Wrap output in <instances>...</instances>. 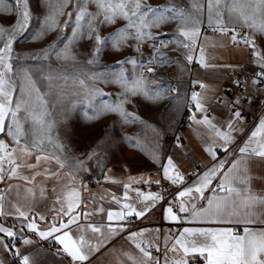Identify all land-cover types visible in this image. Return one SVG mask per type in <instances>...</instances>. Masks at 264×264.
<instances>
[{
	"label": "rangeland",
	"instance_id": "obj_1",
	"mask_svg": "<svg viewBox=\"0 0 264 264\" xmlns=\"http://www.w3.org/2000/svg\"><path fill=\"white\" fill-rule=\"evenodd\" d=\"M119 2L111 0L113 5ZM127 2L131 5L134 0ZM196 2L202 5L203 14L193 8V0H142L141 12L146 6L161 10L171 6L182 9L188 19L176 18L161 23L159 27H145L142 30L145 38L137 40V29L129 27L128 18L117 14L111 22L105 23V15L112 13H106L97 0H27V26L23 31L13 32L19 18L18 9L23 10L24 4L22 2L17 6L15 0H4L5 10H0V27L7 31L0 38V48L9 37L13 41L8 61L12 69L6 79L15 87L14 103L21 99L26 102L17 114L28 133L26 139L42 141L40 148H30L31 156L21 159L19 151L15 154L19 165L17 175L6 180L7 200L13 210L28 212L47 206L60 210L62 186L72 180L73 173L90 180L93 186H97L106 174L112 179L123 176L127 181L140 177V182L132 183L143 188L144 181L153 173H159L171 138L177 135L172 134L177 128L167 103L173 98L170 90L179 77L189 84V73L195 55L199 53L200 34L207 22L206 0ZM78 7L84 12L79 24L76 20ZM125 10L129 11L133 24L138 26V18L131 16L130 9ZM220 11L223 19L231 22L228 28L240 27L242 36L254 33L250 27L243 28L238 14L233 13L230 18L225 4H221ZM245 11L250 12V9ZM165 15L173 14L165 12ZM152 19V14H149L145 23ZM196 20L200 23H195ZM89 24L94 29L91 38ZM195 28H199V34L194 44L180 35L182 30ZM73 31H78L75 39ZM121 32L126 39L118 35ZM148 34L154 38L148 39ZM97 35L103 41L100 44L96 42ZM113 38L120 40L118 47ZM69 41L68 58H57L56 53L62 52ZM161 41L170 42L161 47ZM256 43L264 53V35H260ZM185 44L189 46L185 47ZM202 45H218L228 53L229 50L241 53L240 47L244 46L243 43L236 44L229 38L215 37L207 32ZM45 52L50 55L46 57ZM245 59L241 56L235 65L229 59L221 60L226 70L220 71V75L228 82L237 80V73L242 70ZM147 65H151V71ZM137 78L143 80L144 91L133 95L126 91L124 81L130 85ZM116 104H121L123 112L128 115L105 110V105ZM28 113L42 114L43 128L39 125L34 128L30 117L25 120ZM10 121L11 116L7 125ZM0 139L10 148L17 147L6 135ZM37 155H47L48 159L37 163ZM10 167L5 162V175H8ZM23 177H28L31 182ZM56 178H59L57 182ZM81 184L85 183L81 181ZM165 207L167 211L170 204ZM183 231L165 230L163 244L160 243L163 235L161 227L149 231L155 235L151 237L153 261L159 259V264H165V255L169 261L179 259L182 253L168 249ZM194 239L188 237L189 241ZM166 241L168 243H164ZM195 260L198 259L191 262Z\"/></svg>",
	"mask_w": 264,
	"mask_h": 264
},
{
	"label": "crops",
	"instance_id": "obj_2",
	"mask_svg": "<svg viewBox=\"0 0 264 264\" xmlns=\"http://www.w3.org/2000/svg\"><path fill=\"white\" fill-rule=\"evenodd\" d=\"M223 20L227 27L231 25L229 20ZM239 23L242 24L243 28L247 27L242 21ZM208 27L210 26L206 22L200 34V45L198 42L199 53L197 56L195 55L194 63L189 73V84L180 77L176 80L177 90L169 104L174 125H177L183 117L188 103H192L194 108L191 111L187 125L178 134V139L174 140V136L171 138V143L159 173H153L152 177L148 178L152 182L162 179L167 184H173L170 180L164 178L163 173V167L167 166L168 159L172 160L175 168L170 170V175L174 176L179 173L183 180L178 184H173L174 192L171 194L168 204L172 207L174 204L176 205V208L173 207L174 213L180 217V220L177 222L168 219V213L164 210L166 207L161 206L160 198L143 216H126L124 220H113L110 222L107 219L108 212L126 211L123 208L126 203L131 205L136 211L144 210L146 205H152V202L145 201L143 196L157 194L132 183L133 181L140 182V177L127 181L123 176H115L112 179L106 174L103 177L104 179L99 180L97 186H93L90 180L88 181L73 173L72 180L62 186L60 193L61 206L67 207L69 202H77L79 206L75 207L72 215L79 214V219L77 223L72 224L69 229H64L63 231H70L74 239L83 236L86 241L83 251L88 255V260L84 262L73 261L67 253L63 252V246L55 239L52 237L42 239L38 235V231H46L54 223L59 226L61 220L67 223L69 216L63 215V213L58 215V207L47 206L46 208H34L31 211L24 212L27 218L21 217L8 204L9 191L6 180L9 175H5L3 180L0 181V195H3V201L0 202V212L3 213V215H0V227L12 231L14 236L9 237L6 233L0 232V264H22L24 256L29 257V264H142V262L143 264H153L154 254L151 248V237L155 235H152L149 231L155 227H161L163 234H161L162 239L160 238L161 244H163L164 240V231L172 229L199 227L223 230L230 228L234 232L243 233L244 225L235 222H189L192 205L195 204L198 210L207 206V198L213 196L212 189L218 187L222 174H217L211 180L208 188L204 191V198H199V194L195 192L191 196L182 198L185 207L188 208L187 213L179 211L180 199L176 198L180 191L195 186L200 177L218 163L223 162V172H228L232 162L242 159L239 149L248 143L251 133L256 130L260 121L264 119V85L261 88H257L252 78L257 66H259L256 63L257 57L254 54L253 47L243 43L244 46L240 47L241 53L240 51L230 50L228 53L218 45L203 46L202 42L206 32L215 37L223 36L224 39H231L233 35L231 31L214 35L208 30ZM245 36L252 38V43L259 50L261 56H264V53H262L256 43V39L260 35L252 33V35L245 34L237 37L240 40ZM248 48L249 50H247ZM224 55H227V58H224ZM241 56L246 59L239 73L243 75L248 84L246 93L252 96V99L248 102H245L241 94L237 92L236 80L228 82L220 75V71L226 70L221 60L229 59L230 63L235 65L237 59ZM246 70L250 72L248 73ZM193 93L197 95L202 110H198L196 102L192 100ZM235 106L241 108V110L236 109ZM236 111L241 114L239 119L233 115ZM242 111L245 115H242ZM249 114L253 115L254 119H248L247 115ZM205 117H207L209 123L196 122L204 120ZM230 121L232 123L231 130L228 127ZM173 133L176 135L177 130L173 129ZM217 133L230 135L231 142L227 145V152L223 148V139ZM256 139L259 140L261 137ZM251 146L255 147V142ZM243 159L246 161L247 175L251 177L248 187H250L253 194L264 196V158L246 156ZM194 171H198L197 176L190 178ZM244 174L243 166H241L239 173L233 170L230 175L243 176ZM58 179L54 180L57 182ZM81 181L85 184H81ZM234 183L238 188L245 186L238 182ZM72 192L78 193V201L71 197ZM141 193L143 196L138 195ZM256 211L259 216L258 218L256 216L253 217V219L257 220L254 227L264 228V209L257 208ZM33 221L38 225L37 231H32L27 227V224ZM110 224L113 228H116L115 232L110 230ZM118 225H123V230ZM91 227L100 228V232H92ZM61 234L56 233L55 235ZM133 236L134 239H130ZM11 238L19 239L21 242L17 263L14 262L15 258L10 248ZM25 240L30 242L25 244ZM137 243L151 253L152 259L143 256L140 248L136 247Z\"/></svg>",
	"mask_w": 264,
	"mask_h": 264
},
{
	"label": "snow or ice",
	"instance_id": "obj_3",
	"mask_svg": "<svg viewBox=\"0 0 264 264\" xmlns=\"http://www.w3.org/2000/svg\"><path fill=\"white\" fill-rule=\"evenodd\" d=\"M16 5L19 6L22 2L24 4L23 10H19V18L15 22V27L12 29L13 32L23 31L27 26L29 20V12L27 9V0H15ZM100 6L105 10V12H111L112 15H105L104 22H111L112 19L117 15H121L129 19V27H136V36L137 40H143L145 38V33L142 31L145 27H159V25L165 21L181 18L188 19L182 9H176L171 6H166L163 10L153 8L151 6H146L145 11L141 12L142 0H134L131 5L127 0H120L119 3L113 5L111 0H97ZM225 4L226 11L231 18L233 13L238 14V18L242 23L253 29L254 34L264 35V0H206L207 5V23L212 27L213 31L220 32H235V28H228L223 20V13L220 11L221 4ZM198 12L203 14L202 5H200L196 0H193L192 4ZM125 9H130L131 16H135L139 20V25L133 24L131 18L129 17V11ZM245 9H250V12H246ZM0 10L4 9V0H0ZM10 10V6L9 9ZM165 12L172 13L173 15L167 16ZM76 20L79 24V21L83 18L84 12L78 7L77 8ZM149 14H152L153 19L145 23ZM71 16V13L69 14ZM95 19V17H93ZM251 21V23H249ZM259 21V22H258ZM195 23L199 24L200 21L196 20ZM89 29V38H91V32L94 31L91 24L88 25ZM7 30L3 27H0V38H2ZM199 34V28L192 30H182L180 35L183 36L186 40H191L192 43H195V38ZM78 35V31H73L72 37L75 39ZM121 38L124 37L123 32L118 34ZM148 39H153L150 34L147 35ZM115 40V38H113ZM231 40L234 43H244L246 45H251L254 49V54L257 57L256 63L260 66L261 72L258 74L259 77H264V56H261L259 50L256 49L254 43H252L249 36H245L242 39L238 40L236 34L231 36ZM12 38L4 43V46L0 48V133H4L6 136L10 137L12 142L17 146L10 148L9 144L4 140L0 139V181L3 180L5 175L4 164L7 162L10 165V171L8 173L9 177H15L17 175L16 168L17 165L16 153L19 151L20 158L24 156H31L30 148H40L41 142H38L37 139L29 141L26 139L28 133L25 132L21 120L18 118V113L22 110V105L26 102L21 100L13 102V89L12 85L9 83V80L6 79V75L11 71L12 65L8 63L11 59L10 53L12 51ZM97 44L102 43L100 36H96ZM170 41H161V47H166L167 43ZM120 40H115V44L118 47ZM64 45V50L62 52L56 53L57 58H68L69 45ZM188 47V44L184 45ZM55 51V49H53ZM46 57L50 53L45 52ZM191 60V56L188 57ZM91 62V61H90ZM123 63V62H121ZM135 63V61H132ZM142 67H144L142 65ZM149 71H151V65H147ZM142 76V74H141ZM255 82V81H254ZM82 83V82H81ZM124 87L126 91L131 92L133 95L144 91L143 80L137 78L132 84H128L127 81H124ZM23 94V93H22ZM147 94V93H145ZM38 99H42L39 96ZM192 100L196 102V107L198 110L201 109L197 95L193 93ZM105 110L120 112L121 115L127 116V113H124L122 110L121 104L116 105H105ZM11 116V121L5 125L6 118ZM233 115L239 119L240 112L236 111ZM32 119L33 127L39 125L41 128L44 126L43 115H36L33 113H28L25 117V120L28 118ZM197 123H209L207 117L202 121H196ZM229 129H232L231 121L228 124ZM31 131V130H29ZM221 136L224 141V151L227 152V145L231 142V137L229 134L217 133ZM32 135L35 136L36 133L33 131ZM257 137L261 139L257 140ZM255 142V147L251 145ZM242 159L236 160L231 163V167L228 169V172H223L224 163H218L213 166L208 172H206L202 177H200L197 184L193 187H188L186 190H182L177 194V199H180L179 211L188 212V208L185 207L184 201L182 198L191 196L194 192L199 194V198H204V191L208 188L211 180L214 179L217 174H222V179L217 187L213 190V196L207 198V206L202 207L201 209H196L195 204L192 205V213L189 218V222H199V223H239L243 224V233L234 232L230 228L223 230H212V229H184L178 237L175 238V243L173 246L168 249L173 252H180L182 255L179 259H174L169 261V258L165 255L164 260L165 264H191L192 259H200L203 261V264H264V228L254 227L257 220L253 219L254 216L258 218L259 213L256 209H264V196H258L252 193L250 187H248L250 176L247 175L246 161L243 159L246 156H256L264 158V119L259 123V126L255 131L251 133L248 143L244 147L239 149ZM215 158V157H214ZM41 159H48L47 155L36 156V161L39 163ZM28 167H33V165H27ZM243 166L244 175H230L233 170H236L237 173L241 170ZM61 167L63 164L61 163ZM175 166L173 165L172 160L169 158L167 166L163 167L164 178L170 180L173 184H178L182 182L183 177L177 173L176 175H170V170H174ZM26 181H30L28 177H23ZM34 179V178H33ZM234 182L245 185L243 188H238L235 186ZM143 196V194H138ZM71 197L75 198L78 201V193L72 192ZM145 201H151L152 205H146L144 210L136 211L131 205L124 204L123 208L126 211L119 212H108L107 219L108 221H121L124 220L126 216L135 215L137 217L145 215V212L155 204V202L160 199L158 195H146L143 196ZM3 201V195H0V202ZM77 202H69L67 209L65 210L63 205L60 210H58V215L63 213V215L69 216L67 223H64L62 220L59 222V226L55 223L50 226L46 231H38V235L42 239H48L52 237L60 245L63 246V252L67 253L68 256L72 258L73 261L84 262L88 260V255L83 251L86 241L83 236H80L78 239H74L70 234V231H63L64 229H69L72 224L77 223L79 219V214L72 215L75 207H78ZM101 211H103L101 209ZM17 212L21 217H26L25 213L17 209ZM168 219L170 221H179L180 217L174 213V209L170 206L167 209ZM0 215H3L0 212ZM43 219V217H41ZM27 227L32 231L38 230V225L35 221L27 224ZM118 227L123 230V225H118ZM111 231L115 232L116 228H113L112 225H109ZM91 231L96 233L100 232V228L91 227ZM0 232H4L9 237H13L14 233L3 227H0ZM56 233H62L61 235H55ZM188 237H194L196 239L189 241ZM130 239H134L130 237ZM30 241L25 240L24 243L27 244ZM137 248H140L143 256L148 259H152L151 253L141 247L139 243L136 245ZM18 254V253H17ZM22 264H29V257L24 256L22 258ZM143 264V262H142ZM153 264H159V259H155Z\"/></svg>",
	"mask_w": 264,
	"mask_h": 264
},
{
	"label": "built area",
	"instance_id": "obj_4",
	"mask_svg": "<svg viewBox=\"0 0 264 264\" xmlns=\"http://www.w3.org/2000/svg\"><path fill=\"white\" fill-rule=\"evenodd\" d=\"M235 28V32H232V34H236L237 36H240V27H233ZM208 30L210 32H212L214 35H219L221 32L220 31H213V29L211 27H208ZM261 72V68L260 66H257L255 72L252 75L253 80L255 81V86L257 88H261L264 85V77H259L258 74ZM236 87H237V92L239 94H241L243 100L245 102H248L252 99V96L248 93H246L247 89H248V84L246 82V80L244 79L243 75L241 73H239L237 75V80H236ZM177 90V86L174 85L172 86L171 90H170V94L172 97H174V94L176 93ZM168 105L171 103L170 101L167 102ZM194 108V105L192 103H188V105L186 106L185 112L183 117L181 118V120L179 121V123L176 125V130H177V135L174 137V140L178 139V134H180V132L183 130V128L187 125V121L190 118V114L192 109ZM236 109L241 110V108H237L235 106ZM242 115H245L244 112L242 111ZM248 119H254L253 115H247ZM198 174V171H194L191 174L190 178H194L196 177ZM144 188L147 189L148 191H150L151 193L157 194L160 196L161 198V206L165 207L170 200V196L171 194L174 192V185L173 184H167L165 181L158 180L155 182H152L150 179L147 181L143 182ZM217 189V187L212 189V194H213V190ZM174 208H176V205L174 204L173 206ZM20 240L16 239V238H11L10 239V248H11V252L14 256V262L17 263V259L19 256V246H20ZM18 253V254H17ZM18 264V263H17ZM191 264H202L200 259L195 260L193 262H191Z\"/></svg>",
	"mask_w": 264,
	"mask_h": 264
},
{
	"label": "water",
	"instance_id": "obj_5",
	"mask_svg": "<svg viewBox=\"0 0 264 264\" xmlns=\"http://www.w3.org/2000/svg\"><path fill=\"white\" fill-rule=\"evenodd\" d=\"M9 83H10V82H9ZM10 84L12 85V89H13V102H14V98H15V87H14V85H13L12 83H10ZM9 117H10V114H9ZM9 117L6 118V120H5V125H6V127H7V123H8ZM4 135H5L4 133H0V138H1L2 136H4Z\"/></svg>",
	"mask_w": 264,
	"mask_h": 264
}]
</instances>
